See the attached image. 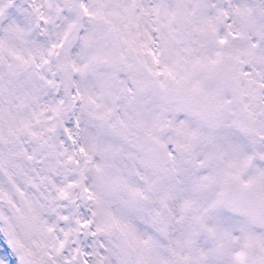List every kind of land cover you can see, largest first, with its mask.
Returning a JSON list of instances; mask_svg holds the SVG:
<instances>
[{
  "label": "snow or ice",
  "instance_id": "obj_1",
  "mask_svg": "<svg viewBox=\"0 0 264 264\" xmlns=\"http://www.w3.org/2000/svg\"><path fill=\"white\" fill-rule=\"evenodd\" d=\"M0 264H264V0H0Z\"/></svg>",
  "mask_w": 264,
  "mask_h": 264
}]
</instances>
